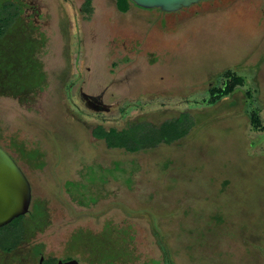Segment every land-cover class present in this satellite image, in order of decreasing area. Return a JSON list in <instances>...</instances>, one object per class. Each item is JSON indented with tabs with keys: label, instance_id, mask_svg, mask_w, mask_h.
<instances>
[{
	"label": "rangeland",
	"instance_id": "obj_1",
	"mask_svg": "<svg viewBox=\"0 0 264 264\" xmlns=\"http://www.w3.org/2000/svg\"><path fill=\"white\" fill-rule=\"evenodd\" d=\"M42 2L37 51L25 57L12 46L0 61L12 81L34 57L44 73L8 88L37 87L17 98L0 93V146L24 172L29 208L44 207L46 226L13 249L3 237L0 264H36L35 246L47 260L64 259L71 236L106 227L111 238L128 237L127 264H264V0L175 12ZM227 71L243 86L212 99ZM79 90H104L109 113L87 109ZM97 125L128 145L107 147L92 135ZM157 139L173 141L128 151Z\"/></svg>",
	"mask_w": 264,
	"mask_h": 264
},
{
	"label": "trees",
	"instance_id": "obj_2",
	"mask_svg": "<svg viewBox=\"0 0 264 264\" xmlns=\"http://www.w3.org/2000/svg\"><path fill=\"white\" fill-rule=\"evenodd\" d=\"M130 3V0H115L116 8L120 9L122 12H127L129 10ZM90 4V0H84L82 7L85 12H91ZM6 20L7 19L5 18L0 19V37L3 35L4 25L5 23H7ZM34 69L35 67L32 66L30 69L32 73ZM8 72L9 74L12 73V69L8 70ZM23 77L24 74L19 76V78ZM224 77L225 80L220 88L216 89L215 87H212L210 89V95L212 99H215L214 97L220 98L222 96L232 94L237 87L243 86V77L237 76L231 71H227L224 74ZM14 81L15 82L7 88L14 89L15 86H19L20 81H17L16 79ZM34 88L37 87H30L29 90H32ZM22 89L23 88L20 87L18 90H16V93H20ZM259 121L260 120L256 114L250 115L249 122L253 128H261ZM92 135L97 139L103 140L109 148H123L128 145V141L124 139L122 132H119L114 128L105 129L102 125H97L92 130ZM173 140H176V137ZM173 140L165 142L162 139H157L153 141L142 142L138 143L134 147L131 145V147H128V151L136 152L144 149H150L156 147L162 142L168 144L171 143ZM43 208L44 207L40 206L39 204H34L32 214V221H34L35 224H38L39 227L42 229L46 226V216L42 210ZM23 217L24 215L16 218L15 221H13L15 222V224L13 223L14 225L12 226V229H19L21 227ZM10 226L11 224L6 225L5 227L1 228L0 231L4 230V232H8L10 231ZM112 232H114L113 228H111L110 232H107L106 227L101 234L85 233L78 234L77 236H71V243H67V248L70 251L73 247H75V245H79L81 249L80 252L83 257L82 262L84 261V263L86 264H127V259H129L131 255L130 251L125 248L124 244H127L128 237H121L120 235H118V233L115 232L116 236L111 238L110 236L112 235ZM23 239L24 235H22V233H19L18 236L12 242L11 249L17 247L20 243H22ZM41 254L42 248L39 246L34 247L31 251V255L35 258H38ZM85 256L87 257L85 258Z\"/></svg>",
	"mask_w": 264,
	"mask_h": 264
},
{
	"label": "flooded vegetation",
	"instance_id": "obj_3",
	"mask_svg": "<svg viewBox=\"0 0 264 264\" xmlns=\"http://www.w3.org/2000/svg\"><path fill=\"white\" fill-rule=\"evenodd\" d=\"M48 14L47 6L42 0H0V19L5 18L7 19V23L4 25V32L3 35L0 37V61L2 63L3 56L5 54H8L10 52V49H12V46L17 48V54L16 55H24L25 57H28L31 53V49H34L37 51L38 49V38H36L35 34L38 30V27L40 26V23H44L43 20H45L46 15ZM13 41V42H12ZM36 51L34 53H36ZM33 66L35 69H37L38 75L40 76L43 73V70L41 69L40 63L38 61V58L34 57L33 60ZM4 67V66H3ZM6 69V70H5ZM31 70H27L24 73L23 80L28 83V81L31 80L33 73L31 74ZM9 75V72L7 68H4L0 72V76L2 79H0V85L3 87H0V93L2 95L8 96L13 93H16L15 91H11L7 87H9L11 84H13L15 81L9 80L7 76ZM37 75H33L34 78H36ZM21 78H16L17 81H20ZM23 81V82H24ZM45 81V76H44ZM21 85V84H20ZM29 90V88H23L21 90L22 94ZM81 90H79L80 92ZM20 92V93H21ZM78 92V96H79ZM5 93V94H4ZM90 95V94H89ZM18 93H16V98L19 97ZM95 96V98L92 100V105L96 106L100 113H109L110 107L107 106V110H102L104 108L103 104V98H104V90L100 91L98 94L92 95ZM80 99V97H79ZM103 102V104L101 103ZM84 106L85 103L83 102ZM86 107V106H85ZM88 109V108H87ZM90 110V109H89ZM31 207V205H30ZM32 209L24 215L23 221L21 224V227L19 229H11L8 232L0 234V242L2 241L3 237L6 236L11 237L12 242L14 239L18 236L19 233H22L24 237L29 234L32 235L34 232L42 231L43 229L39 227L38 224H35L34 221H32ZM34 222V223H33ZM42 229V230H41ZM36 247V246H35ZM34 247H32L33 249ZM31 249V251H32ZM80 246L75 245L70 251L66 247V252L69 253L66 258L64 259H49L47 260L42 254L38 257L37 263L39 259L43 258V264H47L45 262L50 261L49 264H54L58 260L66 261L70 259H75L78 261V264L84 263L83 257L80 252ZM87 256H85L86 258ZM36 263V264H37ZM86 264V263H84Z\"/></svg>",
	"mask_w": 264,
	"mask_h": 264
},
{
	"label": "water",
	"instance_id": "obj_4",
	"mask_svg": "<svg viewBox=\"0 0 264 264\" xmlns=\"http://www.w3.org/2000/svg\"><path fill=\"white\" fill-rule=\"evenodd\" d=\"M131 3L142 9H159L163 12H175L183 7H189L200 1L206 0H130ZM79 97L85 103L86 108L99 111L92 105L95 96L82 90ZM103 104V102H101ZM102 110H107L103 104ZM31 186L22 169L13 157L0 146V228L8 225L14 219L25 215L29 211L31 203ZM37 264H43L41 257ZM54 264H78L75 259L66 261L58 260Z\"/></svg>",
	"mask_w": 264,
	"mask_h": 264
},
{
	"label": "crops",
	"instance_id": "obj_5",
	"mask_svg": "<svg viewBox=\"0 0 264 264\" xmlns=\"http://www.w3.org/2000/svg\"><path fill=\"white\" fill-rule=\"evenodd\" d=\"M91 1V0H90ZM83 2H84V0H83ZM83 2H82V4H83Z\"/></svg>",
	"mask_w": 264,
	"mask_h": 264
}]
</instances>
